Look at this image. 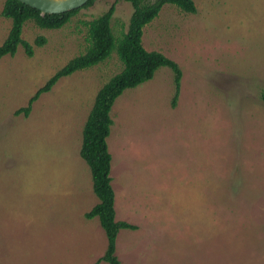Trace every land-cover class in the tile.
I'll use <instances>...</instances> for the list:
<instances>
[{
	"label": "rangeland",
	"instance_id": "374dc122",
	"mask_svg": "<svg viewBox=\"0 0 264 264\" xmlns=\"http://www.w3.org/2000/svg\"><path fill=\"white\" fill-rule=\"evenodd\" d=\"M114 3L120 37L133 6L97 0L61 29L28 21L33 56L20 46L0 60V264H95L106 251L99 219L85 218L98 198L80 150L98 91L123 68L117 54L61 79L29 117L14 113L84 53L86 22ZM195 4H165L144 28V47L183 71L177 106L162 67L111 111L116 219L138 227L118 235L122 264H264V0Z\"/></svg>",
	"mask_w": 264,
	"mask_h": 264
},
{
	"label": "trees",
	"instance_id": "16d2710c",
	"mask_svg": "<svg viewBox=\"0 0 264 264\" xmlns=\"http://www.w3.org/2000/svg\"><path fill=\"white\" fill-rule=\"evenodd\" d=\"M97 0H90L83 8H89ZM120 1V0H119ZM131 3L133 13L128 29L117 37L113 31L112 21L116 12V4L103 14L86 22L88 27V46L84 53L71 59L58 70L30 98L27 106L15 111V116L29 117L33 104L63 78L97 66L116 53L121 61L122 70L114 75L98 91L93 107L87 117L82 131L81 158L90 168L93 191L98 203L85 214L87 220L98 218L107 239L104 255L95 264H122L117 256V238L122 230L135 231L137 226L116 219V195L112 186V155L107 139L111 133L113 119L111 111L116 100L127 89H134L150 81L162 67L169 68L173 73L174 94L172 108L177 106L182 87L183 71L179 64L158 51H148L143 45L144 28L155 20L165 4H172L181 11L196 14L195 0H123ZM81 9L63 14L42 15L38 9L32 8L19 0H6L1 15L11 20V29L2 45L0 60L6 56H15L22 46L28 57L34 54L33 46L22 37L23 29L28 21H33L39 28L57 30L63 28ZM45 38H38L36 44L42 46ZM264 102V90L261 94Z\"/></svg>",
	"mask_w": 264,
	"mask_h": 264
},
{
	"label": "water",
	"instance_id": "95a60500",
	"mask_svg": "<svg viewBox=\"0 0 264 264\" xmlns=\"http://www.w3.org/2000/svg\"><path fill=\"white\" fill-rule=\"evenodd\" d=\"M20 2L38 9L44 16L46 14H63L81 9L90 0H19Z\"/></svg>",
	"mask_w": 264,
	"mask_h": 264
}]
</instances>
